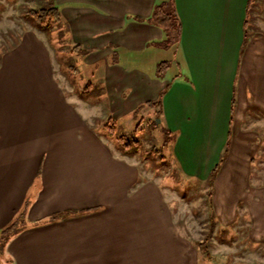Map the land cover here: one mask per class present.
<instances>
[{"label":"crops","instance_id":"obj_1","mask_svg":"<svg viewBox=\"0 0 264 264\" xmlns=\"http://www.w3.org/2000/svg\"><path fill=\"white\" fill-rule=\"evenodd\" d=\"M156 1L55 0L86 63L104 61L101 109L60 73L42 37L23 34L1 54L0 236L25 212L0 264H181L187 245L160 183L144 178L138 151L96 130V109L116 125L155 114L157 106L140 107L162 92L175 162L206 181L223 159L216 212L233 222L246 202L249 235L264 242V0L249 15V0H176L182 36L173 47L144 21ZM161 50L179 59L172 78L144 66Z\"/></svg>","mask_w":264,"mask_h":264},{"label":"rangeland","instance_id":"obj_2","mask_svg":"<svg viewBox=\"0 0 264 264\" xmlns=\"http://www.w3.org/2000/svg\"><path fill=\"white\" fill-rule=\"evenodd\" d=\"M52 4H55V0H0V56L15 46L23 34L42 37L44 41L49 42L48 47L54 52L60 73L77 88L82 98L90 104H100L98 109H101L106 101L99 73L104 61L86 63V53L82 48L73 49L69 29L63 21L51 23L46 27L27 16L29 9L49 7ZM171 58V51L161 50L157 55H153V64ZM110 60L113 61V57ZM117 60L127 62L119 58ZM178 60L177 57L175 61L171 59L169 66L164 70L155 69L152 63L144 66L151 73L172 78L178 72ZM98 109L96 130L114 146L120 147V136H125L131 146L135 140L140 142L141 148L136 157L140 161L144 178L160 183L173 215L175 233L187 245L181 264H264V242H254L248 232V222L251 218L247 212L248 204L240 202L237 205L234 213L236 219L233 222L219 218L213 198L212 204L209 203L213 190L207 180L187 176L175 162V136L168 133L163 118L143 110L121 118L112 129L104 127L107 119ZM142 119L144 128L136 135V125ZM152 147L156 152L150 154L147 151ZM259 168V175L264 179V164L259 165ZM202 241H205V244H202ZM3 246L0 243V257L4 258Z\"/></svg>","mask_w":264,"mask_h":264},{"label":"trees","instance_id":"obj_3","mask_svg":"<svg viewBox=\"0 0 264 264\" xmlns=\"http://www.w3.org/2000/svg\"><path fill=\"white\" fill-rule=\"evenodd\" d=\"M256 6H257V0L248 1V15L253 11V9ZM26 13L27 16L34 18L40 25L46 27L50 26L51 23L61 21L62 19L60 8L55 4H52L49 7L48 6L40 7L39 9H29L28 12ZM144 21L161 28V30L164 33V43L167 47L178 46L180 44L181 36H182V21L177 10L176 0H157L150 17L148 19H145ZM73 49L74 50L80 49V46L76 45L74 46ZM0 61H1V56H0ZM166 65H168V62L166 61L162 62L159 65V70H163L161 68L163 66L167 67ZM164 94L165 92H162L160 94L158 101L146 103L142 105L140 109L145 108L146 106L150 108L157 106L158 110L156 111L155 116L161 117V111H160L161 100ZM143 122L144 120H141L137 123L135 129L136 135H138L143 130L144 128ZM106 126L112 129L115 128L114 124L106 123ZM118 140L120 145L123 146V148H136L138 150H140L141 148L140 142L137 140L134 141V144L132 146L129 140L126 139L125 136L118 137ZM147 152L153 154L156 151L154 147H152ZM222 163H223V159H221L220 162L214 167V169L210 174L209 179L207 180L209 186L211 187V190H213L214 178L218 173ZM210 196L212 197H210L211 199L209 200V203L212 204L213 193H211ZM24 212H25V208L24 210H22V212H20L18 216H16V218L12 221V223H10V225L2 229L0 236V243L5 245L6 242L9 240V238L16 235L21 230V228H19V221L22 215L24 214ZM55 219L56 217H53L50 220L53 221ZM201 243L205 244V241H202Z\"/></svg>","mask_w":264,"mask_h":264}]
</instances>
